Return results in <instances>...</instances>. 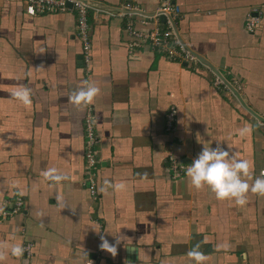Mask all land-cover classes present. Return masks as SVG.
Returning <instances> with one entry per match:
<instances>
[{"label": "crops", "instance_id": "1", "mask_svg": "<svg viewBox=\"0 0 264 264\" xmlns=\"http://www.w3.org/2000/svg\"><path fill=\"white\" fill-rule=\"evenodd\" d=\"M87 2L88 70L73 12L30 17L24 0H0V213H8L0 253L31 245L30 255L3 264H190L194 246L206 264H264V195L249 192L236 206L193 188L185 175L203 146L217 143L248 159L253 179L264 171V0H175L173 32L202 59L192 65L148 47L129 54L127 11L114 9L130 4L151 14L159 0ZM247 15L258 19L251 33ZM85 81L100 88L88 104L99 159L95 198L84 184L88 105L68 99ZM21 85L32 91L30 107L10 97ZM170 155L183 166L178 177ZM53 167L68 178L46 179ZM17 197L23 206L11 213ZM102 236L120 240L115 257L100 249Z\"/></svg>", "mask_w": 264, "mask_h": 264}, {"label": "built area", "instance_id": "2", "mask_svg": "<svg viewBox=\"0 0 264 264\" xmlns=\"http://www.w3.org/2000/svg\"><path fill=\"white\" fill-rule=\"evenodd\" d=\"M70 5V6H68ZM127 11L128 20L125 25V34L128 39V52L132 54L135 50L148 47L161 53L170 62L185 64H196L197 57L185 46H183L173 32V22L180 14L175 0H159L157 9L151 14H142L134 5H124L114 9ZM89 4L87 0H24V12L27 16L36 17L44 14H62L73 12L75 14V35L81 46V60L85 69H89L92 60L91 26L88 19ZM138 16V19L135 17ZM164 19V25L161 19ZM257 18L247 15L245 29L251 33L257 25ZM218 83V82H217ZM176 110L168 111L165 128L170 131L175 121ZM84 184L90 195L96 197L97 171L99 166L97 137L95 132V119L91 107L87 106L84 121ZM173 175L178 177L183 170L176 158L169 156ZM264 171H261V174ZM23 200L19 197L14 199L11 213L21 210ZM7 212L0 213V219L5 218ZM26 255H30L31 245L24 246ZM83 264H96L94 260L88 259Z\"/></svg>", "mask_w": 264, "mask_h": 264}, {"label": "clouds", "instance_id": "3", "mask_svg": "<svg viewBox=\"0 0 264 264\" xmlns=\"http://www.w3.org/2000/svg\"><path fill=\"white\" fill-rule=\"evenodd\" d=\"M85 86L74 91L69 97V101L76 105H88L94 102L100 93V88L95 82H84ZM10 97L24 107L33 104L32 91L26 86H18L11 93ZM247 129H241L243 135ZM239 153L229 152L222 148L219 143L215 147L211 145L203 146L200 153L192 160V163L185 169V175L195 189L207 188L217 200H227L236 206H245L248 193L264 195V173L253 179L248 159L238 158ZM44 176L52 182H62L68 177L57 168L45 170ZM251 181V183H249ZM113 187L123 189L124 184L114 185ZM120 240L110 243L103 236L101 237L100 249L115 257L117 255V245ZM24 253V247L20 243H13L0 253V264L6 256L20 257ZM190 264H206L207 256L194 246L186 253Z\"/></svg>", "mask_w": 264, "mask_h": 264}, {"label": "water", "instance_id": "4", "mask_svg": "<svg viewBox=\"0 0 264 264\" xmlns=\"http://www.w3.org/2000/svg\"><path fill=\"white\" fill-rule=\"evenodd\" d=\"M68 6H70V5H68ZM162 21H163V18L161 19ZM197 58L201 61L202 59H201V57H199V56H197Z\"/></svg>", "mask_w": 264, "mask_h": 264}]
</instances>
